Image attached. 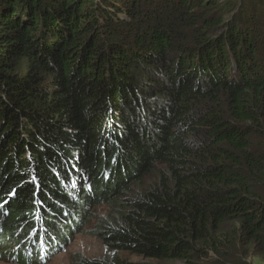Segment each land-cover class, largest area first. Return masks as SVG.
I'll return each instance as SVG.
<instances>
[{
    "label": "trees",
    "instance_id": "1",
    "mask_svg": "<svg viewBox=\"0 0 264 264\" xmlns=\"http://www.w3.org/2000/svg\"><path fill=\"white\" fill-rule=\"evenodd\" d=\"M87 202L144 260L69 264L222 235L264 264V0H0V255L39 263Z\"/></svg>",
    "mask_w": 264,
    "mask_h": 264
},
{
    "label": "rangeland",
    "instance_id": "2",
    "mask_svg": "<svg viewBox=\"0 0 264 264\" xmlns=\"http://www.w3.org/2000/svg\"><path fill=\"white\" fill-rule=\"evenodd\" d=\"M220 2H225L228 0H219ZM125 17V15L122 14ZM81 214L76 215L74 218V224L70 233L64 229L62 232L66 234V240L59 244L57 251L52 253H43L39 263L37 264H69L72 257H76V254H81L85 257L94 258H104L112 257L115 250H109L107 245L99 237V231L108 226L113 218L114 207L105 204H83ZM227 227H231L230 224H226ZM2 236V233H0ZM32 235V233H30ZM0 236V239H1ZM9 239H11L9 237ZM37 240V239H36ZM35 240V241H36ZM26 243H30L29 237L24 239ZM218 252L214 253L211 250L208 252H201L198 255L194 254L191 258L190 263H185L183 261H155L152 260V264H258L261 261L258 260L252 249L242 246L236 240H230L229 238H224L223 235L218 239ZM24 247V246H23ZM17 249V248H16ZM10 252L0 255V264H31L29 257L24 262L18 261V259H13L14 255H10L15 249H8ZM119 258L125 260L126 262H136L143 261L144 259L140 256L134 255L129 252H118L115 253ZM203 255V256H201ZM11 257V258H10ZM37 258V257H35ZM21 259H25V253L22 255Z\"/></svg>",
    "mask_w": 264,
    "mask_h": 264
}]
</instances>
